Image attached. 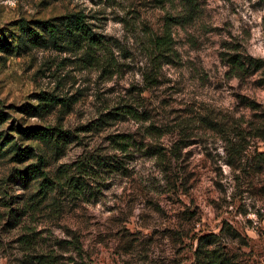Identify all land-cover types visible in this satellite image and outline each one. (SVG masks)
Masks as SVG:
<instances>
[{
  "label": "rangeland",
  "instance_id": "obj_1",
  "mask_svg": "<svg viewBox=\"0 0 264 264\" xmlns=\"http://www.w3.org/2000/svg\"><path fill=\"white\" fill-rule=\"evenodd\" d=\"M81 263L264 264V0H0V264Z\"/></svg>",
  "mask_w": 264,
  "mask_h": 264
},
{
  "label": "trees",
  "instance_id": "obj_2",
  "mask_svg": "<svg viewBox=\"0 0 264 264\" xmlns=\"http://www.w3.org/2000/svg\"><path fill=\"white\" fill-rule=\"evenodd\" d=\"M85 15L83 13H75L70 14L67 16H62L56 20H58V23H55V20H48L43 21V23L39 25V28L43 29L46 33L50 34L51 40H53V44L57 46L58 41L64 42L66 40V36L68 35L71 37V40L73 42L77 43L82 40H86L88 42H95L97 39L91 34V29L89 25L85 21ZM60 27V30L58 32V28ZM22 29L25 33L28 34L29 40L31 43L37 45L42 44L43 42H46L45 34L40 35L37 31V29L32 28L29 26V24H23ZM79 38H82L79 40ZM96 44V43H95ZM235 63L241 64L242 68H244V63L241 61H234ZM46 100L50 102L51 104H58L59 102H62L64 106H69V103H66L65 99L59 98L57 96H51L46 97ZM46 102V104H50ZM130 113V110H128ZM24 135H26L28 138H41L46 141H51L53 144V147H55L58 151H61L69 142H71L75 136L67 130H59L58 132H52L50 129L47 131H41L40 129L33 128L31 130L25 129L23 131ZM123 137V136H122ZM124 139V138H121ZM120 142V141H119ZM123 143V142H121ZM24 152L20 151V149H17L16 151V158L17 160H24L25 158L31 156L30 150H23ZM23 175H26V184L27 182H31L32 179H37L39 177L44 176V180L41 181L42 190L47 192L48 189L51 186V181L47 176H45L44 171L41 169L40 165L31 164V166L28 167V171H25L22 173ZM21 174V176H22ZM74 180V177L71 178ZM50 184V185H49ZM83 264V263H81Z\"/></svg>",
  "mask_w": 264,
  "mask_h": 264
}]
</instances>
